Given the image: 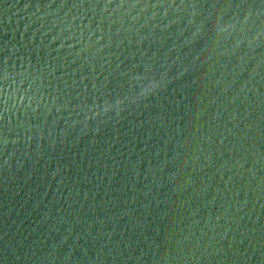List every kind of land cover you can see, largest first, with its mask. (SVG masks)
Listing matches in <instances>:
<instances>
[{"label":"water","instance_id":"1","mask_svg":"<svg viewBox=\"0 0 264 264\" xmlns=\"http://www.w3.org/2000/svg\"><path fill=\"white\" fill-rule=\"evenodd\" d=\"M0 264H264V0H0Z\"/></svg>","mask_w":264,"mask_h":264}]
</instances>
